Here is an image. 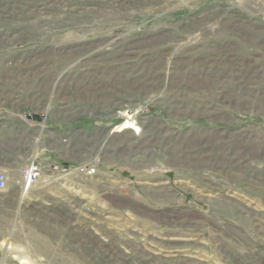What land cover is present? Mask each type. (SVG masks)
Masks as SVG:
<instances>
[{
    "label": "rangeland",
    "instance_id": "rangeland-1",
    "mask_svg": "<svg viewBox=\"0 0 264 264\" xmlns=\"http://www.w3.org/2000/svg\"><path fill=\"white\" fill-rule=\"evenodd\" d=\"M4 111L0 264H264V0H0Z\"/></svg>",
    "mask_w": 264,
    "mask_h": 264
},
{
    "label": "crops",
    "instance_id": "crops-1",
    "mask_svg": "<svg viewBox=\"0 0 264 264\" xmlns=\"http://www.w3.org/2000/svg\"><path fill=\"white\" fill-rule=\"evenodd\" d=\"M4 114L6 118L0 119V171L7 177V186L11 190L16 186L21 189L22 182L18 181L21 178H19V170L24 163L31 160L32 156L28 155L22 161L19 154L20 148L13 146L12 143L19 144L27 140L29 143L36 144L42 137L40 126L38 122L20 116L16 118L17 123L14 124L10 114L7 112Z\"/></svg>",
    "mask_w": 264,
    "mask_h": 264
},
{
    "label": "built area",
    "instance_id": "built-area-1",
    "mask_svg": "<svg viewBox=\"0 0 264 264\" xmlns=\"http://www.w3.org/2000/svg\"><path fill=\"white\" fill-rule=\"evenodd\" d=\"M80 172L85 176H93L95 174L94 168L84 167L80 169ZM40 165L34 159L29 164L20 170V177L23 190H27L39 177ZM7 188V177L0 171V191Z\"/></svg>",
    "mask_w": 264,
    "mask_h": 264
},
{
    "label": "bare ground",
    "instance_id": "bare-ground-1",
    "mask_svg": "<svg viewBox=\"0 0 264 264\" xmlns=\"http://www.w3.org/2000/svg\"><path fill=\"white\" fill-rule=\"evenodd\" d=\"M120 130H129L133 133H138V128L136 127V125L132 122V121H126L124 122L123 124H121L119 127H118V131ZM140 132V131H139ZM24 190L22 192V196H24Z\"/></svg>",
    "mask_w": 264,
    "mask_h": 264
}]
</instances>
